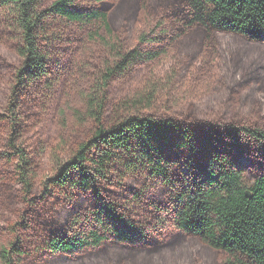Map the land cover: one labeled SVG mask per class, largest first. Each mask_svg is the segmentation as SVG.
<instances>
[{
  "label": "trees",
  "instance_id": "1",
  "mask_svg": "<svg viewBox=\"0 0 264 264\" xmlns=\"http://www.w3.org/2000/svg\"><path fill=\"white\" fill-rule=\"evenodd\" d=\"M0 264H264V0H0Z\"/></svg>",
  "mask_w": 264,
  "mask_h": 264
},
{
  "label": "water",
  "instance_id": "2",
  "mask_svg": "<svg viewBox=\"0 0 264 264\" xmlns=\"http://www.w3.org/2000/svg\"><path fill=\"white\" fill-rule=\"evenodd\" d=\"M246 195L249 196V192L248 191H246Z\"/></svg>",
  "mask_w": 264,
  "mask_h": 264
}]
</instances>
